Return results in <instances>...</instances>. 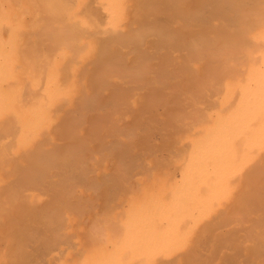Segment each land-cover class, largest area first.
Masks as SVG:
<instances>
[{
	"label": "bare ground",
	"instance_id": "6f19581e",
	"mask_svg": "<svg viewBox=\"0 0 264 264\" xmlns=\"http://www.w3.org/2000/svg\"><path fill=\"white\" fill-rule=\"evenodd\" d=\"M130 87L85 168L92 95L118 105ZM8 218L0 264H264V0H0Z\"/></svg>",
	"mask_w": 264,
	"mask_h": 264
},
{
	"label": "rangeland",
	"instance_id": "374dc122",
	"mask_svg": "<svg viewBox=\"0 0 264 264\" xmlns=\"http://www.w3.org/2000/svg\"><path fill=\"white\" fill-rule=\"evenodd\" d=\"M129 80H130V78H128ZM117 90V89H116ZM115 90V93L113 94V97L114 96H117V94H118V90L116 91ZM132 90V88L130 87L128 90H126V92H125V90H123L122 92L120 91L119 92V94H118V97H116V98H118V99H116L115 97H114V99H116L117 101H118V105H117V103L115 104V105H112L114 108H112V106H108L107 104H104V102L102 101V99H100L101 97V95H98V94H93L92 95V98H91V102L90 103H92V105L94 106L93 107V110L91 111V113L90 114H92L93 115V117H94V119L93 120H88V124H87V126H88V129H87V132L89 133H86V135L88 136V138H89V140H88V138L86 139V140H88V141H86V144H87V146L85 147V148H83V150H86V151H83V153L81 152V154H84L83 155V157H81L82 155L80 154V157H81V161L83 160V162H87V164H84V166H85V168H87V166L89 167V161L91 162V159H92V157L93 156H96L97 154V156H99V158H101L102 157V155L104 154L105 156H106V154L108 155L109 153H110V147H111V145L108 143V142H110V143H113V141H112V136H113V138L115 137V132H114V130L115 129H117V128H119L118 126L117 127H113V125L110 127L109 126V124H108V122H111V117H114L115 115H116V113H115V111H116V108H120L121 107V111L119 110V114H117V117H120V116H118V115H120V112L122 113V115L123 116H121L120 118H122V117H126L125 115H127V116H129L131 113H130V111H129V109H128V107L126 108V100H127V98L132 94L131 91ZM134 92V91H133ZM136 92H137V90H136ZM117 93V94H116ZM127 93V94H126ZM135 93V92H134ZM133 93V94H134ZM128 94H130V95H128ZM122 96H124V97H122ZM128 96V97H127ZM123 99H122V98ZM95 98V99H94ZM100 99V100H99ZM120 99H122V100H120ZM124 99H125V101H124ZM94 100H95V102H94ZM100 101H102V102H100ZM75 102H76V104H77V102H78V100L76 99L75 100ZM97 102H98V104L100 105V107L98 106V104H97ZM122 102V103H121ZM120 103V104H119ZM125 103V104H124ZM96 104V105H95ZM78 105V104H77ZM76 105V106H77ZM76 106H75V108H76ZM96 106H98V107H96ZM124 107V108H123ZM157 107H158V105H157ZM157 107H153L152 109L154 110V113L156 112V111H158L159 113L161 112V117H165V116H167L165 113L167 112L168 113V109L166 108V109H163V108H161L160 106H159V108H157ZM98 108V109H97ZM158 109V110H155V109ZM79 109H81L80 107H79ZM102 109V110H101ZM105 109V111L107 112V113H105V111H103ZM115 111H114V110ZM162 109H163V112L165 111V110H167L166 112H164V114H163V112H162ZM171 109V108H170ZM76 110L77 109H75V111L73 110V111H71V116H74V115H78V114H76L77 112H76ZM99 110H100V112H99ZM117 110V111H118ZM172 110H173V108H172ZM171 110V111H172ZM103 112V114L105 113V116L106 117H103L104 119H102V118H98V116H97V114H102V112ZM110 111L112 112V113H110ZM114 111V112H113ZM116 111V112H117ZM142 111H147V110H143V108H142ZM87 112V111H86ZM110 113V114H109ZM108 114V115H107ZM157 114V113H156ZM96 115V116H95ZM159 114L157 115V116H160ZM108 117V118H107ZM110 117V118H109ZM116 117V116H115ZM132 118L133 117H136V115H134V116H131ZM105 118H107V119H105ZM110 119V120H109ZM123 120H125L124 118H122ZM163 119H165V118H163ZM106 120H107V122H106ZM133 120V119H132ZM167 120V119H166ZM102 121V122H101ZM131 121V119L129 120V123H128V121L125 123H123L122 122V127H125V129L124 128H122V129H124V131H126V128L128 129V130H130V128H133V127H135L136 126V124L135 125H133V126H129V125H132V124H130V123H133V121L132 122H130ZM74 122V127H76V126H78L80 123H81V127L83 126V124H84V122H85V118H79V120L77 119V120H74L73 121ZM141 122V121H140ZM165 122H167V121H165ZM165 122H162L161 123V125L162 124H164ZM94 123V124H93ZM105 123V124H104ZM138 123V122H137ZM105 126V127H102L103 125ZM125 124V125H124ZM127 124H129L128 126H127ZM140 126H142V122H141V124L140 123H138ZM137 124V126L135 127V128H133V129H135L136 130V128H138L139 130H140V126ZM101 125V126H100ZM106 125H108L110 128H111V130L108 132V129H106ZM160 125V126H161ZM139 126V127H138ZM145 127V126H144ZM144 127H142L141 128V130L142 129H144ZM59 128V129H58ZM64 127L62 126V125H55L54 126V129H53V133H54V136H58V133H59V139H62L61 137H62V135L64 134V132H62L64 129H63ZM103 128H105L106 130H107V132H108V134H107V132H106V134H105V132L103 131V130H105V129H103ZM113 128V129H112ZM97 131V132H95V130ZM121 129V128H120ZM118 130L117 131V134H119V133H122L123 131H121V130ZM127 130V131H128ZM99 131V132H98ZM111 131H113L112 133H111ZM58 132V133H57ZM63 133V134H61V133ZM101 132V133H100ZM103 132V133H102ZM98 133V134H97ZM99 133H100V136H99ZM115 133V134H114ZM93 134V135H92ZM96 134V135H95ZM101 134H103V136L101 135ZM109 134H111V135H109ZM90 135V136H89ZM158 134H156V136H157ZM64 136H65V134H64ZM63 136V139H62V146H65V147H63V148H65L66 150L65 151H71V152H74V153H77L76 151H78L79 152V144L76 142V143H72V144H66V141H65V143L63 142L64 141V139H68L67 137H64ZM86 136V137H87ZM97 136H99V138H97ZM103 138H102V137ZM109 136V137H108ZM154 136H155V134H154ZM155 136V137H156ZM92 137V138H91ZM160 136H158V138H159ZM90 138L92 139V140H95V144L93 143V141L92 140H90ZM101 138V139H100ZM110 138H111V140H110ZM157 138V137H156ZM162 139V138H161ZM101 140H103V142L101 141ZM114 140V139H113ZM145 140V139H144ZM144 140L142 139L141 141H140V139L139 140H137L138 141V143H137V147L135 146L134 147V149L136 150V151H138V153H143V151L141 152V150H143L142 148L140 149V147H142L143 145L145 146V144L144 143H146L147 144V142H148V140H145L146 142H144ZM102 143H101V142ZM107 141V142H106ZM141 143H140V142ZM156 141V140H155ZM160 141V140H159ZM159 141H157V143L158 144H160V142ZM90 142H92L91 143V145H90ZM96 142H98V144L96 145ZM107 143V144H105V143ZM114 142H115V140H114ZM142 142H143V145H142ZM161 142H162V140H161ZM61 143V142H60ZM88 143H89V146H91V148H93V149H90L89 148V146H88ZM75 144H78V146L77 145H75ZM81 144V143H80ZM105 144V145H104ZM163 143H161L160 145H162ZM95 146V147H93V146ZM136 145V144H135ZM142 145V146H141ZM66 146H67V148H66ZM68 146H70V147H68ZM98 146H99V148H98ZM143 146V147H144ZM81 147V146H80ZM96 147L98 148V149H96ZM103 147V148H102ZM139 147V148H138ZM89 149H90V152H89ZM100 149V153H102L101 155H99V152H98V150ZM140 149V150H139ZM145 149V148H144ZM96 150V151H95ZM104 150H105V152H104ZM96 153H95V152ZM135 151V152H136ZM160 151H162L161 153H159V155L160 156H164V154H165V152H163V150H160ZM104 152V153H103ZM93 154H96V155H93ZM88 155H89V157H88ZM105 156H103V157H105ZM87 158V159H86ZM89 158V159H88ZM85 160V161H84ZM87 160V161H86ZM112 160V161H111ZM110 162H111V165H112V167L117 163V156L115 155V154H113L111 157H110ZM138 173V172H137ZM136 173V174H137ZM135 174V172L132 174V175H134ZM135 174V175H136ZM128 177H132L133 179H135L134 178V176H128ZM131 178V179H132ZM132 179V181H130V187H132L131 186V184H132V182H134V180ZM75 185H79L80 187L81 186H85L84 185V182H82V181H78V180H73L72 181ZM19 183H21V182H18V183H16V185L14 186L15 187V190H16V193H17V195L20 197V198H25L26 197V195H27V193H29L30 192V187H28L27 185V187H25V184H23V183H21V187H20V184ZM23 186V187H22ZM22 188V189H21ZM23 188L25 189L24 191H23ZM44 190V189H43ZM46 190V189H45ZM116 190L117 189H115L114 191H112V193H114V194H117V192H116ZM47 191V190H46ZM96 191H100V189H96ZM26 193V194H25ZM21 194V195H20ZM99 194H102L103 196H105V197H107V199L105 200V204H108V205H110V202L112 203L111 205H113L114 206V202H113V198L111 197L110 199H108L110 196H106V193H104L103 191H100L99 192ZM102 195H99V197L98 198H95V199H93V201L92 202H85L89 207H90V209L89 210H93L94 208H96V210L97 209H100V205L99 204H101L102 205V202H103V197H102ZM114 197V196H113ZM82 203H84V201H82ZM81 203V204H82ZM90 204V205H89ZM9 219V221H7ZM7 220H4V222L6 221V223H4V222H1L0 224V230H2L3 229V231L5 232V230L4 229H6V227H7V222H10V223H12V220H11V218H8ZM16 223H18V225H16ZM22 223V221L21 222H18V221H16L14 224L16 225V227L17 228H19V226H20V224ZM4 227V228H3ZM0 239H1V235H0ZM0 244H1V240H0ZM2 246V245H1ZM35 253V252H34ZM237 256V255H236ZM237 257H239L240 259H242L243 257H242V255H240V256H237ZM215 258H216V256H215ZM245 258V257H244ZM242 259L241 261V263L242 264H244V263H246V264H251L250 262L248 263V262H246V259ZM40 259H41V257H40ZM214 259V258H213ZM249 261V260H248ZM201 264H205L206 263V261H204V263H203V260L202 261H199ZM228 264V263H227Z\"/></svg>",
	"mask_w": 264,
	"mask_h": 264
}]
</instances>
